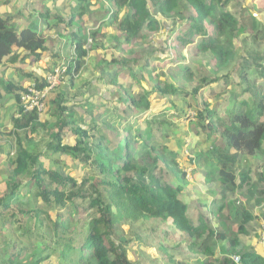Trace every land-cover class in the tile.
Wrapping results in <instances>:
<instances>
[{"label": "trees", "instance_id": "obj_1", "mask_svg": "<svg viewBox=\"0 0 264 264\" xmlns=\"http://www.w3.org/2000/svg\"><path fill=\"white\" fill-rule=\"evenodd\" d=\"M103 1L115 11L105 12ZM234 1L95 0L97 8L90 10L88 0H76L73 9L63 15L53 6L38 9L34 1L28 0L18 6L19 20L12 21L0 15V64L16 65L14 74L34 79L40 89L46 84L45 80L33 73L25 74L23 67L27 61L38 63L45 55L50 60L60 59V48L51 41L54 40L52 37L44 35L45 29L58 32L60 38L67 34L70 39V43L64 45L74 58L65 64L62 75L68 79L67 90L74 89V76L84 71L89 41L96 48L98 44L109 43L111 48L119 51L113 57L110 53L109 60L103 54L96 58L94 75H97V83L107 81L114 87L113 93L101 97L117 95L120 113L109 112L100 124L98 115L90 116L93 117L91 125L81 127L76 121L77 112L66 105L70 94L61 82L47 95L48 112L50 109L56 118V131L43 134L37 140L26 133L27 130L35 131L39 116L36 111L24 112L21 107L24 86L21 82H12V78H1L6 83L5 94L13 97L17 109L9 118L12 130L5 132L0 128V146L9 148L0 167V181L4 182L0 188V193L3 191L0 194V234L11 242L4 248L12 247L17 251L7 255L3 250L0 264H139L128 258L131 239L138 249L140 245L152 248L156 244L155 249L160 253L175 250L180 257L190 255L193 258L180 262L169 254L165 264H233V256L239 264H264V256L248 243L258 234L254 227L257 218L239 206L237 200L233 201L236 191L244 197L241 191L249 186L252 193L256 190L258 195L255 205L264 204V161L254 173L255 182H251L248 166L236 174L243 157L264 156V100L254 105V111L256 107L260 108L255 112L257 120L247 115L250 110L244 116L232 119L230 127H223L226 118H220L217 111L198 100L200 92L208 85L219 88L222 77L217 75L238 56L242 62L239 79L243 85L247 83L249 72L253 68L257 71L259 50L264 47V26L261 27L251 14L248 23L244 21V26H239L236 16L229 10ZM26 9L28 16L21 18ZM181 10L186 15L180 13ZM156 15L160 17L156 19ZM85 17L92 26L98 24L99 29L105 25L116 26L111 33H100L96 29L87 31L81 26ZM180 18L186 20L187 28L182 29V34L179 29L175 32L181 48L188 47L185 54L179 50L180 46L176 50L169 33L172 23L176 24ZM160 19H168L170 24L165 21L167 24L164 25ZM208 25L212 27L211 36H208ZM243 30L247 36L241 42L236 37ZM161 32H167V37L157 45L153 37ZM239 43L242 46L240 52L237 51ZM165 44L168 45L162 48ZM157 52L165 54V57L157 58L162 63L160 67H154L150 62ZM210 55L216 60L217 71L213 72L212 78L206 79L199 70L200 61ZM173 56L175 59L171 61ZM165 60L172 66L166 68ZM54 69L51 67L48 71ZM151 72L162 76L163 80L153 78L150 90L141 94L130 95L126 88L116 83L125 75L142 80ZM196 80L203 83L195 87L192 84ZM137 84L144 89L140 82ZM85 85L88 88L85 93L93 91L91 82ZM262 89L258 91L263 93ZM153 94L163 98L160 107L163 109L159 111L164 114L162 121L154 119L149 101ZM194 103V111L198 108L202 111L198 116L200 123L194 128L195 135L209 140L214 136L212 128L216 124H220L222 132L220 138L216 137L220 146L213 139V143L204 148V153L196 148L191 155L194 146L190 140L185 141L183 151L179 152L169 146L168 139H157L154 129L163 134L167 129L165 119L171 113L178 118L185 117L187 108ZM85 106L91 114L94 104L86 101ZM145 111L149 114L144 118L143 126H137V118ZM47 124L39 126L45 128ZM207 126L212 128L204 130ZM67 134L73 137L72 144L64 142ZM177 152L187 158L186 162L179 159ZM67 157L77 161L76 167L81 173L70 174ZM201 159L207 162L202 177L216 180L217 186L214 183L212 186L217 188L219 197L212 207L203 206L206 216L198 214L193 221L181 196H185L183 190L188 178L185 165L189 164L192 173ZM179 162L184 164H180L183 170L178 169ZM165 178L177 184L174 186ZM81 212L83 216L78 217ZM24 220L26 226L21 224ZM233 222L238 223L236 232ZM144 225L149 229L141 232ZM170 228L179 234L174 242L177 244L171 247L165 245L166 241L172 240L166 232ZM24 235L26 245H29L26 249L20 240Z\"/></svg>", "mask_w": 264, "mask_h": 264}, {"label": "rangeland", "instance_id": "obj_2", "mask_svg": "<svg viewBox=\"0 0 264 264\" xmlns=\"http://www.w3.org/2000/svg\"><path fill=\"white\" fill-rule=\"evenodd\" d=\"M17 1L18 0H11V1L10 0H0V15L3 18H10L12 21L13 19L15 21L19 20L16 15L17 7H18ZM35 1L37 4H40V5L45 4V5H48L49 7L53 6V8H56L58 12H60L63 15H64V12H67V11L70 12L71 8L73 9L72 7L73 4L77 3L76 0H35ZM88 1L91 3L90 10L93 7L97 8V3L95 2V0H88ZM103 3L106 8L105 12L112 13L115 11V9L109 6L106 2L103 1ZM263 6H264V0H240V1L237 0L236 3L231 2V4L229 5V10L232 11L233 14L236 16L237 20L239 21V26H244L245 22H247V20L249 19L250 14H252L254 17H257L262 22L264 21ZM81 8H82V5H81ZM226 9L228 10V6ZM179 12L182 13L183 15H186V13L183 10ZM261 12H262V15L258 16L260 15L259 13ZM85 13H87V11ZM21 14H22V16L20 15L21 18H26L29 12L26 9ZM122 14L123 13L121 12L120 16ZM159 17L160 16L156 15V19ZM184 18H186V16H184ZM162 19L160 20L164 25H166L167 23L170 24V21L168 19H164V20ZM50 21H52V19ZM184 23H186V25H183ZM81 26L83 27V29H86L87 31H92L96 29V31H99L100 33L103 31H107L106 33H111L114 30V27L116 25L110 26V27L105 25L104 27L99 29L98 24L95 26H92L90 23H88V17H85L82 21ZM186 28H187L186 20L183 18H180L178 19L176 24L172 23V26L169 31L171 35L170 40L175 41L173 42V44L175 45L176 50L180 46L179 50L183 51L184 54L187 52L188 47H186V49L184 50L181 48V45L176 37L175 31L179 29V32L181 31V34H182V29H186ZM207 30H209L210 33H212L211 26L208 25ZM43 32L47 38L52 37V39L54 40H51V39L49 40L57 44L58 45L57 48H60V51H61L60 59L50 60L48 56L47 57L44 56L38 63L30 64L29 62L28 65L23 67L24 73L25 74L33 73L34 76L38 77L41 80V78H43V76L46 75L49 68L51 67L53 69L55 68V70H57L58 72V77L55 82V85L56 84L58 85L61 82L65 84L64 90L69 91L68 93L70 94L67 98L66 105L68 109H72L73 111L77 112L76 121L78 125H81V127L90 126L91 125L90 119L93 120V117H95L96 115H98L97 116L98 123L102 118L107 117L110 114L109 112H113L114 114L120 115V113L118 112V105H116V103L118 102L117 95H114V96L109 95V97L108 95H106V97H101V95H105L107 93H110V94L113 93L114 87L107 81L106 82L104 81L105 83H101V81L97 83L96 82L97 75H94V73L97 72V69L94 68L96 58H100L101 55L103 54V55H107V59L109 60L111 58L110 53L112 54V57H113V56H117V54H119V51H117L114 48H111V45H109V43L108 44L106 43L104 46H102V44H98V48H96L94 44L93 46H91L92 43L89 41V45L86 46L89 52L88 53L89 57L84 66V71L81 72L79 76H74V84H75L74 89L67 90L68 87L66 86V84L68 83V79L64 77L62 78V75L65 73V70H66L65 64L70 63V60L74 58L72 53L69 54V51L65 49V45H64L66 43L67 44L70 43V39L67 36V34H65L64 37H61V38L58 37V32L56 31L52 32V31L45 29ZM99 37L100 36L98 35L97 38ZM166 37H167V32L164 34L155 36L153 37V39H155V43L159 45L164 42V39ZM250 41L252 40L250 39ZM241 42H243V40H241ZM121 45L122 47L126 48L124 41H121ZM167 45L168 44L162 45V48H165ZM239 46H241L240 43H239ZM160 55L162 54H159L157 52L150 59V62L152 63L154 67H157V66L160 67L162 65V63L159 62L157 59V58H161ZM174 55L176 54L174 53ZM162 57H165V54H163ZM173 59H175V56L171 57V61ZM165 61H166L165 62L166 68L172 66L169 60H165ZM215 62H216L215 58H213L211 55L205 56L201 59L200 64L202 65L199 68V70L203 74L202 77H205L206 79L212 78L213 72L217 71ZM241 63L242 62L240 58L238 57L236 59L231 60L230 63L226 67H224L217 75V77H222L219 83V88H216L214 85H211V86L208 85L207 87L203 89L204 92H200L198 96V100L200 104L203 101L206 102L210 109L217 111V113L220 115V118H223V119L226 118L228 124H226V122H223L224 124L223 127H230V124H229L230 120L236 118L237 116H244V114H246V112L250 110H251V113L247 115L251 119L257 120L258 115L255 112H258L260 108L256 107L257 110L254 111L255 110L254 105L258 101L264 100V81L263 79L259 80L261 81V82H258V84L261 86L259 87L254 84V82H256L254 76L250 75L247 81H245L249 83H244L243 85V82H241V80L239 79V76L241 73V67L239 68L237 67L238 65H241ZM261 63H264V62H261ZM54 65L59 66V68L57 67L56 69V66L54 67ZM0 71H2V73L0 74L5 76V73L9 74L11 69L8 67L2 66L0 67ZM8 76L10 77V79L11 77L13 78L12 82L13 81L22 82L24 83L25 87L31 84L33 81H35L34 79L25 78L24 75H21V76L14 75L13 76V74L11 73ZM125 76L120 77L116 83L118 86H123L124 88H126L127 92H129L130 95H134L138 93L141 94L145 90H150V84L152 83L151 81L153 80V78L155 79L157 77L158 80L159 79L163 80L162 76L157 75L153 72H151L150 74H146L145 78L142 80L141 79L133 80L132 78H127ZM89 82H91V84L93 85V87L91 88L93 91L90 93H85L86 89H88L85 84ZM137 82H140L141 87H143L144 89L140 88V85H138ZM195 82H196V85L194 84ZM195 82L192 84L195 87H198L197 85H201L203 83L201 82V80L199 81L196 80ZM4 83H5L4 80L0 78V85H1L0 88L2 91H4V87L6 84ZM244 86L248 87V90L246 89L248 91L247 94L244 92L243 89L241 90V88H244ZM78 88L79 90H76ZM213 88L215 89L214 91H213ZM260 88H263L262 89L263 93L258 91V89ZM211 92H214V93L211 94ZM114 93L117 94L116 90L114 91ZM74 94L78 96L74 97ZM81 94H84V97H82ZM6 98L7 97L5 96L3 97L4 100H0V125L2 126L1 128H3V131L9 132V130H12L11 129L12 125L10 123L9 116L17 108H16V105L14 104L15 102L13 101L12 96L8 97L9 98L8 100H6ZM86 98L88 99L86 100ZM253 98H255V101L253 100ZM47 99H46L43 111L38 112L39 120L37 121L35 131L34 132H31L30 130L26 131V133L31 138H35L37 140H39L43 136V134H49V132H52V131L53 133H55L56 131V127L54 125L56 122V118L50 113L51 112L50 109L48 112ZM162 99H160L159 97H155L154 94L151 95V97H149V101L152 104V110L154 111V114H155L154 119H159L161 121H162V118L164 117V114H162V112H159L161 111V109H163V108L160 109L161 105L163 104ZM85 100L89 104H94V109L91 111V114H90L89 109H86ZM185 102L187 103V100ZM177 108L179 109V107ZM194 109H195V103L189 106V108H187L186 116L183 118H178L175 115H173V113H171V116L165 119L167 122L166 123L167 129L163 132V134H160L159 132H157V129H154V135H156V138L161 139L162 141L164 139H168L169 146L175 150H179V152L183 151V146L185 145V141L190 140L192 147L194 146V149L191 148L190 154L192 153L194 155V150L196 148L199 149V152L202 150V153H204L205 152L204 148H207L210 143H213L212 142L213 139H216V137L220 138L222 127H220V124L214 125L213 128L208 127V126L205 127L204 130L212 128V131L214 133V136H211L209 140H203L200 138V136H196L194 128L196 126V123H200V119L198 118V116L200 114L199 111L201 110L198 108V111L196 112L194 111ZM102 111L104 112L101 113ZM148 112L149 111H145L144 115H140L137 118L138 119L137 126L139 125L143 126L142 124L143 120L144 118L148 116L149 114ZM179 113L182 114V112H179ZM201 114H202V111H201ZM74 116H76V114ZM90 116H93V117H90ZM126 117L127 115H125V118ZM46 122L48 124L47 126H45V128H42L39 126V125H44V123ZM130 122L133 123V120ZM72 139L73 137L70 136V134H67L64 139V142L68 144H72L73 143ZM215 141H217L216 142L218 143L217 145L220 146V142H219L220 140L216 139ZM263 146H264V141H263ZM7 151H9V148L7 146H0V167L2 166L1 164H3L5 161V156H6ZM179 152H177L179 154V159H182L183 161H185L187 158L184 156L182 157L181 153ZM189 158H190V155H189ZM263 161H264V156H259L255 158L243 157L241 159V162L239 163L240 166L237 167L236 169L237 170L236 174L242 170H245L244 169L245 166H248L251 182H255L256 177L254 173L256 172L259 165L263 163ZM66 163L69 165V168H70V170L68 168H66V170H69L72 176L78 173H81L79 171L80 169L76 167L78 164L77 161L73 162L69 157H67ZM44 164L47 165L48 163L44 162ZM180 164H183V163L179 162L178 169L183 170L180 167L182 166ZM206 165H207L206 160L201 159L199 161V164L198 162H196V169L192 173H191V168H188L189 164L185 165L186 167L185 170L187 172L188 178L185 180L186 187L183 190L184 191L183 195L185 196H181V198L184 200V202L188 206V212L193 221L196 220V217L198 214H203L204 216H206L207 213L203 211V206L212 207V204L219 197L217 194V191H218L217 188L215 186H212L213 183L216 185L217 183L216 180L212 177L206 178L209 176L202 177L203 176L202 174H204V169L206 168ZM216 171L217 170H215V172ZM1 178L2 177H0V179ZM165 180L174 186L177 184L176 181H172V180L169 181L167 178H165ZM237 182H238V177H237ZM3 185H4V182H1L0 188ZM247 188H248V192L246 191ZM238 192L239 190L235 192L234 194L235 198L233 199V201L237 200V204H239V206H242L246 208L247 210L251 211L252 213H254V215L257 218V220L254 222V227L256 229V232H260L259 239L253 237L251 238V242L249 240L248 243L249 244L251 243V246L253 244V248L259 250L260 246L262 245L264 246V220H263L264 218L262 219L264 215V204L260 206L255 205V202H256L255 200L258 198V195L256 194V190H255V194L254 192L252 193L251 187L249 186H245L241 191V193L244 194V197L241 196L240 193ZM23 196L24 195H22L21 198ZM231 200L232 199L230 198L229 201ZM81 213L78 215V217L83 216V213L82 214ZM21 224L23 226H26L25 220ZM232 226H233V231L236 232L238 223L233 222ZM165 228L166 227H164V229ZM147 229L149 228H147V226L144 225L143 229H141L140 231L146 232ZM124 230H127V226H124ZM166 232L168 233L170 238H172V240L166 241L165 245L171 247L172 245L177 244L174 242L178 239L179 234L175 233L172 228L168 229ZM20 240L22 242L23 248L26 249L29 247V245H26L27 241H26L25 235L22 236ZM131 241H132L131 243L132 248L128 251V258L130 260L136 261L139 264H154L155 262H157L158 264H165V261L169 254L171 255L173 254L174 257L176 258L175 260L180 261V262H186L187 259L188 260L193 259L192 256L190 255H188L187 257H180L179 254L175 250H170V251L167 250L166 251L168 252L167 254H164L162 252L160 253L155 249L156 244H153L152 248L146 247L144 245H140V249H138V245L136 244V242L133 239H131ZM156 241L158 243L159 239L157 238ZM7 244H11L8 237L3 238L2 234H0V254H3V250H5V254L7 255H11L17 251L16 249L12 247L4 248L6 247ZM162 244L163 242L161 243V245ZM231 260L233 264H239V261L235 256H233Z\"/></svg>", "mask_w": 264, "mask_h": 264}, {"label": "built area", "instance_id": "obj_3", "mask_svg": "<svg viewBox=\"0 0 264 264\" xmlns=\"http://www.w3.org/2000/svg\"><path fill=\"white\" fill-rule=\"evenodd\" d=\"M57 77L58 72L54 70L47 75L46 84L43 88L40 89L36 82H32L25 88L24 92H21L20 104L24 112L36 111L38 113L43 111L49 91L57 85H55Z\"/></svg>", "mask_w": 264, "mask_h": 264}, {"label": "clouds", "instance_id": "obj_4", "mask_svg": "<svg viewBox=\"0 0 264 264\" xmlns=\"http://www.w3.org/2000/svg\"><path fill=\"white\" fill-rule=\"evenodd\" d=\"M252 15V14H251ZM253 16V15H252ZM254 17V16H253ZM258 21H259V25L261 26V27H263L264 26V21L262 22L261 20H259L257 17H255ZM246 23H248V22H246ZM208 31V36H211V33H210V31L209 30H207ZM247 36V33H246V30H244V32H241V34L238 36V37H236V39L237 40H243V38L244 37H246ZM242 50V46H239V44L237 45V51L238 52H240ZM238 58H239V56H238ZM261 62H264V47H262L260 50H259V59H258V62H257V71L255 70V68H253L250 72H249V74L247 75V79H248V77L250 76V75H253L254 76V78H255V81L256 82H254V84L256 85V86H259V87H261L259 84H258V82H261V81H259V80H262L263 79V81H264V63H261ZM228 65V64H227ZM238 68L240 67V65H238L237 66ZM58 68H59V66H58ZM55 70V69H54ZM53 70V71H54ZM52 71V72H53ZM49 73H51V71H48L47 73H46V75L45 76H43V79L45 80V82H46V77H47V75L49 74ZM247 79H246V81H247ZM33 82H35V81H33ZM247 83H249V82H247ZM227 86H228V84H227ZM27 87V86H26ZM25 86H24V88H26ZM244 90V92H246V93H248V91L246 90L247 88L244 86V88H241V90ZM226 124H228V122H227V120H226ZM229 124H230V126H231V120L229 121Z\"/></svg>", "mask_w": 264, "mask_h": 264}, {"label": "crops", "instance_id": "obj_5", "mask_svg": "<svg viewBox=\"0 0 264 264\" xmlns=\"http://www.w3.org/2000/svg\"><path fill=\"white\" fill-rule=\"evenodd\" d=\"M11 1V0H10ZM28 0H18L17 2V5L19 6L20 4H24L25 2H27ZM31 1H34L35 2V4H34V6L35 7H38V8H42L43 6H48V5H45V4H42V5H40V4H37L36 3V1L35 0H31ZM240 1V0H239ZM237 2V0H235L233 3H236ZM51 8V7H50ZM263 8H264V6H263ZM17 9H18V7H17ZM67 12H69V11H67ZM260 15H258V16H261L262 15V12L261 13H259ZM165 32H161V34H164ZM154 41H155V39H154ZM53 44V43H52ZM65 49L66 50H68L67 49V46L65 45ZM57 51V50H56ZM45 57H47V55H45ZM48 58H49V56H48ZM27 63H29L28 61H27ZM28 65V64H27ZM6 67V65L5 64H0V67ZM8 68H10L11 69V71H10V73L9 74H13V76L15 75L14 74V68L16 67V65H8L7 66ZM25 67V66H24ZM0 73H2V71H0ZM8 73H5V76H3L2 74H0V78H10L8 75H9ZM7 76V77H6ZM12 78V77H11ZM13 79V78H12ZM21 84L24 86V83H22L21 82ZM5 92L4 91H2L1 90V88H0V100H4L3 99V97H7L6 98V100H8L9 98L8 97H10L11 95H5L4 94ZM11 99V98H10ZM5 100V101H6ZM9 118H10V116H9ZM2 126L0 125V128H1ZM258 234H257V236L255 237V238H257V239H259V236H260V232H257ZM253 245V244H252ZM260 254H262L263 256H264V246L262 245V246H260L259 247V250L258 249H256Z\"/></svg>", "mask_w": 264, "mask_h": 264}]
</instances>
